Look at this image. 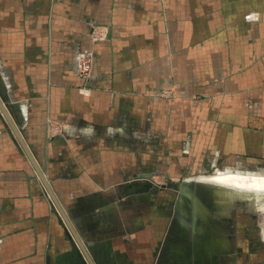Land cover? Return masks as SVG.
<instances>
[{
    "label": "crops",
    "instance_id": "0c3cea01",
    "mask_svg": "<svg viewBox=\"0 0 264 264\" xmlns=\"http://www.w3.org/2000/svg\"><path fill=\"white\" fill-rule=\"evenodd\" d=\"M0 99L40 170L0 108V264H174L181 226L233 252L201 188L247 183L201 173L264 152V0H0Z\"/></svg>",
    "mask_w": 264,
    "mask_h": 264
},
{
    "label": "rangeland",
    "instance_id": "374dc122",
    "mask_svg": "<svg viewBox=\"0 0 264 264\" xmlns=\"http://www.w3.org/2000/svg\"><path fill=\"white\" fill-rule=\"evenodd\" d=\"M172 90L165 89L160 92V96L171 98ZM63 126L53 120H48L47 138L51 139L57 134H62ZM207 176H239L243 178L247 185L239 187L237 185L212 184L202 187L204 198L202 202H206L209 211L219 221L231 219L232 235L230 237L235 240L233 252H222L218 257L217 264H264V152H260L259 156L249 157L241 156L239 158H224L215 163L213 166L206 168L201 173ZM251 181L256 183L254 188L250 187ZM173 185V186H172ZM180 185V188H178ZM161 189H177L183 191L184 196L196 194L197 186L185 183L169 184L162 182ZM183 189V190H182ZM182 196V195H181ZM192 204V199L187 200ZM190 214L191 208L189 207ZM195 213V212H194ZM188 214V213H187ZM196 209V224L199 223L201 216ZM183 228L177 227L174 230L178 237H171V248L175 254L174 264H194V256H204L206 251L192 250L188 238V231L182 232ZM213 235L216 233L213 231ZM217 256L212 252V263L205 259V264H214L213 259ZM188 259L192 261H188ZM197 259V258H196Z\"/></svg>",
    "mask_w": 264,
    "mask_h": 264
},
{
    "label": "water",
    "instance_id": "95a60500",
    "mask_svg": "<svg viewBox=\"0 0 264 264\" xmlns=\"http://www.w3.org/2000/svg\"><path fill=\"white\" fill-rule=\"evenodd\" d=\"M0 108L2 109L4 116H5L6 119L9 121V123H10L11 126L13 127L14 131L16 132V134H17V136H18L20 142H21L22 145L24 146L25 150L27 151V153L29 154V156H30L31 159L33 160L34 164L36 165V163H35V161H34V159H33V156L31 155V153H30L28 147L26 146V144H25V142H24V140H23V138H22V136H21L19 130L17 129V127H16V125H15V123H14L12 117H11L10 112L8 111V109H7L6 105H5V103H4L1 99H0ZM36 166H37V165H36ZM37 169H38V166H37ZM38 170H39V169H38ZM39 172H40V170H39ZM47 186H48V185H47ZM48 188H49V190H50V192H51V194H52L51 197H52V199L54 200L56 206H57L58 208H60V210H62L61 206L59 205L58 201L56 200L55 196L53 195V193H52L50 187H48ZM65 218H66V220H67L69 226L72 228V231H73V233L75 234V236H76L78 242L82 245V247H83L84 250H85V253L87 254V256H88V258H89V254H88V252L86 251V249H85L84 245L82 244L80 238L78 237L77 233L73 230V227H72V225H71L69 219H68L66 216H65ZM89 259H90V258H89ZM90 261H91V259H90ZM91 263L93 264L92 261H91Z\"/></svg>",
    "mask_w": 264,
    "mask_h": 264
},
{
    "label": "flooded vegetation",
    "instance_id": "af4514ba",
    "mask_svg": "<svg viewBox=\"0 0 264 264\" xmlns=\"http://www.w3.org/2000/svg\"><path fill=\"white\" fill-rule=\"evenodd\" d=\"M191 245L193 246V247H192V250L195 251V255H196V252H197L196 246H199V245H201V244H198V245H197V244H196V241H194V242L192 241V244H191ZM211 245H212L211 248H209V249H208V248H204V249H203L204 251L207 252V254H204V256L202 255V256H198V257H197V255H196L195 258H197V259H199V260H200V259L202 260V259H204V258H206V259L208 258V260H211V261H212V257H211V253H212V252L216 253L218 257H220L219 255H220L222 252H225V249H223V250L221 249L220 251L217 250L218 241L216 240V237H215V236H213L212 239H211ZM199 248H200V250H201V247H199ZM195 249H196V250H195ZM203 250H202V251H203ZM202 251H201V252H202ZM198 253H200V251H199Z\"/></svg>",
    "mask_w": 264,
    "mask_h": 264
},
{
    "label": "bare ground",
    "instance_id": "6f19581e",
    "mask_svg": "<svg viewBox=\"0 0 264 264\" xmlns=\"http://www.w3.org/2000/svg\"><path fill=\"white\" fill-rule=\"evenodd\" d=\"M195 180H197V177L196 178H194ZM212 179V178H211ZM229 181V180H228ZM197 182H198V180H197ZM203 182V181H202ZM209 182V181H208ZM218 184V183H217ZM244 184V183H243ZM255 187L256 186V183H252V184H250V187ZM218 225V224H217ZM221 227V226H220ZM226 229V228H225ZM224 229V230H225ZM219 236H221V237H219V240H220V242H222V244H223V247L225 248V249H232V246H231V240L229 241L227 238H225V235L223 236V235H219ZM229 244V246H227Z\"/></svg>",
    "mask_w": 264,
    "mask_h": 264
}]
</instances>
